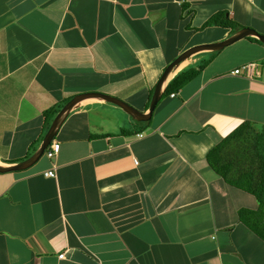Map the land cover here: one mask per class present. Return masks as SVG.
Returning a JSON list of instances; mask_svg holds the SVG:
<instances>
[{
  "label": "crops",
  "instance_id": "obj_1",
  "mask_svg": "<svg viewBox=\"0 0 264 264\" xmlns=\"http://www.w3.org/2000/svg\"><path fill=\"white\" fill-rule=\"evenodd\" d=\"M220 14L239 29H202ZM246 28L264 35V0H0V167L39 149L47 110L99 93L147 113L183 52ZM253 39L183 63L175 76L210 60L151 122L84 101L53 159L0 173V264H264V241L238 215L257 200L206 160L242 123L264 130ZM250 63L253 77L228 75Z\"/></svg>",
  "mask_w": 264,
  "mask_h": 264
},
{
  "label": "trees",
  "instance_id": "obj_2",
  "mask_svg": "<svg viewBox=\"0 0 264 264\" xmlns=\"http://www.w3.org/2000/svg\"><path fill=\"white\" fill-rule=\"evenodd\" d=\"M214 26L235 31L239 29L235 23L225 19L223 14L212 17L202 29ZM254 41L263 45L257 40ZM209 63L210 60H207L198 68L189 67L180 72L168 86L162 102L170 96L175 97L180 90L199 77ZM67 102L69 100L44 113L46 129ZM206 160L213 172L227 185L257 200V210L240 209L238 215L240 222L264 241V130L249 121L242 123L208 153Z\"/></svg>",
  "mask_w": 264,
  "mask_h": 264
},
{
  "label": "water",
  "instance_id": "obj_3",
  "mask_svg": "<svg viewBox=\"0 0 264 264\" xmlns=\"http://www.w3.org/2000/svg\"><path fill=\"white\" fill-rule=\"evenodd\" d=\"M249 38H254L264 45V35L259 34L255 30L246 28L240 30L239 33L232 35L224 41L194 46L183 52L173 63H171L166 68L163 75L161 76L158 84L154 89L150 107L147 113L140 112L135 108L131 107L129 104L121 101L120 99L114 98L109 95L99 93H84L75 96L69 102L64 104L61 110L58 112V114L52 121L39 149L29 159L19 164L10 167H0V173L22 172L28 170L33 165H35L44 156L49 146L55 141L57 134L59 133L61 127L71 115V113L74 112L78 108V106L84 101L90 99H103L111 104L120 107L129 117H131L135 121L141 123L151 122L153 113L155 112L168 86L174 80V77H176L175 75L178 73V70L183 65V63L188 61V59L192 58L193 56L199 54L223 52L224 50L237 44L238 42Z\"/></svg>",
  "mask_w": 264,
  "mask_h": 264
},
{
  "label": "built area",
  "instance_id": "obj_4",
  "mask_svg": "<svg viewBox=\"0 0 264 264\" xmlns=\"http://www.w3.org/2000/svg\"><path fill=\"white\" fill-rule=\"evenodd\" d=\"M256 70H257V65L254 63H250L248 65H244L241 68H236V69L231 70L230 76L238 77L241 75H245V76L251 78L254 76V73L256 72ZM172 97H174V95ZM60 149H61L60 144H58L57 142L54 141L49 146V148L46 150L45 155L49 159H53L59 153ZM45 176L49 177V178H55L56 177L54 171H50V172L46 173ZM63 258H64V255H61L59 257V259H63Z\"/></svg>",
  "mask_w": 264,
  "mask_h": 264
},
{
  "label": "clouds",
  "instance_id": "obj_5",
  "mask_svg": "<svg viewBox=\"0 0 264 264\" xmlns=\"http://www.w3.org/2000/svg\"><path fill=\"white\" fill-rule=\"evenodd\" d=\"M244 66V65H243ZM231 72V71H230ZM230 72L228 73V75H230ZM241 76H243V75H241ZM232 77V76H231ZM238 77H240V76H238ZM247 77V76H246ZM249 78V77H248ZM45 155V154H44Z\"/></svg>",
  "mask_w": 264,
  "mask_h": 264
},
{
  "label": "rangeland",
  "instance_id": "obj_6",
  "mask_svg": "<svg viewBox=\"0 0 264 264\" xmlns=\"http://www.w3.org/2000/svg\"><path fill=\"white\" fill-rule=\"evenodd\" d=\"M150 131H151V129H150V128L146 130V132H150ZM252 197H253V196H252Z\"/></svg>",
  "mask_w": 264,
  "mask_h": 264
},
{
  "label": "bare ground",
  "instance_id": "obj_7",
  "mask_svg": "<svg viewBox=\"0 0 264 264\" xmlns=\"http://www.w3.org/2000/svg\"><path fill=\"white\" fill-rule=\"evenodd\" d=\"M179 71V70H178Z\"/></svg>",
  "mask_w": 264,
  "mask_h": 264
}]
</instances>
